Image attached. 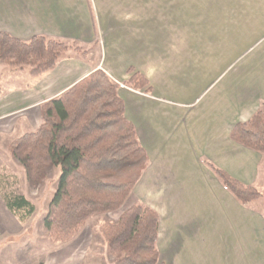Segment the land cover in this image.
I'll list each match as a JSON object with an SVG mask.
<instances>
[{"label": "crops", "instance_id": "1", "mask_svg": "<svg viewBox=\"0 0 264 264\" xmlns=\"http://www.w3.org/2000/svg\"><path fill=\"white\" fill-rule=\"evenodd\" d=\"M0 33L87 53L37 80L11 71L15 83L0 86V137L36 131L41 105L94 70L122 84L133 69L150 94L120 87L118 96L148 157L131 196L158 214V264H264V216L205 164L257 190L264 178V156L230 138L264 107V0H0ZM5 156L0 173L16 166ZM0 213L11 214L1 195ZM20 226L12 233L24 236Z\"/></svg>", "mask_w": 264, "mask_h": 264}, {"label": "trees", "instance_id": "2", "mask_svg": "<svg viewBox=\"0 0 264 264\" xmlns=\"http://www.w3.org/2000/svg\"><path fill=\"white\" fill-rule=\"evenodd\" d=\"M74 42L35 36L27 42L0 33V63L11 71H25L37 80L57 64L83 56ZM125 83L114 82L96 69L65 93L40 107L41 125L14 139L8 153L24 170L28 185L37 188L46 178L49 166L59 168L58 185L44 218L51 242L65 243L76 236L96 214L120 210L132 195L148 165L136 130L124 116L118 89L150 94L146 78L129 69ZM237 144L264 156V107L248 121L238 123L230 133ZM223 188L242 206L261 199L252 186L244 185L209 163ZM7 210L19 221L29 219L35 206L24 195L3 191ZM158 214L136 202L116 221L104 222L99 233L110 248H123L112 264H158Z\"/></svg>", "mask_w": 264, "mask_h": 264}, {"label": "rangeland", "instance_id": "3", "mask_svg": "<svg viewBox=\"0 0 264 264\" xmlns=\"http://www.w3.org/2000/svg\"><path fill=\"white\" fill-rule=\"evenodd\" d=\"M14 83L11 70L0 63V86ZM17 84H20V81ZM7 139L8 137H0L1 158L6 155L3 147L12 140ZM7 155L6 159L16 163V166L9 162L5 171L1 172L3 191L24 195L35 206V211L29 219L22 222L27 230L24 236L12 233L21 222L12 214L4 216L0 213V231L8 228L11 232L10 234L0 232V264H112L123 248L108 247L99 233V227L104 222L116 221L125 209L136 203L134 196H130L116 212L92 216L87 225L70 241L51 242L46 235L44 218L48 214L49 203L57 189L59 168L49 166L45 180L37 188H32L26 181L22 167L10 154ZM257 188L262 197L251 203L250 209L257 210L264 216V178Z\"/></svg>", "mask_w": 264, "mask_h": 264}]
</instances>
